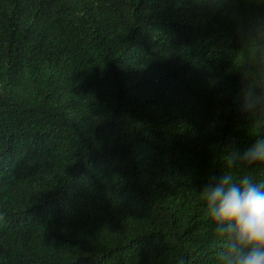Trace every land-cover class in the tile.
I'll list each match as a JSON object with an SVG mask.
<instances>
[{
    "label": "trees",
    "instance_id": "obj_1",
    "mask_svg": "<svg viewBox=\"0 0 264 264\" xmlns=\"http://www.w3.org/2000/svg\"><path fill=\"white\" fill-rule=\"evenodd\" d=\"M247 94L264 0H0V264H216L199 192L264 138Z\"/></svg>",
    "mask_w": 264,
    "mask_h": 264
},
{
    "label": "clouds",
    "instance_id": "obj_2",
    "mask_svg": "<svg viewBox=\"0 0 264 264\" xmlns=\"http://www.w3.org/2000/svg\"><path fill=\"white\" fill-rule=\"evenodd\" d=\"M264 107V95L247 94L243 111ZM226 170L210 176L199 192L204 215L214 235L222 241L215 253L216 264H264V182L251 175L237 177L235 170L264 165V138L257 137L242 153L224 157ZM177 264H187L180 257Z\"/></svg>",
    "mask_w": 264,
    "mask_h": 264
}]
</instances>
